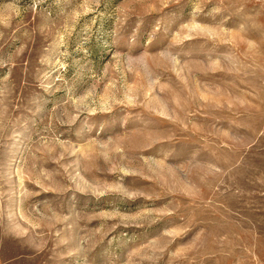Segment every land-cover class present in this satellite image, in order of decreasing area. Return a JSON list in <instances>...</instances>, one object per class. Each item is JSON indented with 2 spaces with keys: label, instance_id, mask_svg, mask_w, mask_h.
Listing matches in <instances>:
<instances>
[{
  "label": "rangeland",
  "instance_id": "rangeland-1",
  "mask_svg": "<svg viewBox=\"0 0 264 264\" xmlns=\"http://www.w3.org/2000/svg\"><path fill=\"white\" fill-rule=\"evenodd\" d=\"M0 264H264V0H0Z\"/></svg>",
  "mask_w": 264,
  "mask_h": 264
}]
</instances>
